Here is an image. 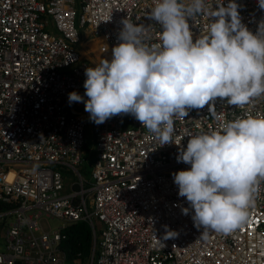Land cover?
<instances>
[{"label": "built area", "instance_id": "obj_1", "mask_svg": "<svg viewBox=\"0 0 264 264\" xmlns=\"http://www.w3.org/2000/svg\"><path fill=\"white\" fill-rule=\"evenodd\" d=\"M219 3L206 0L209 9ZM236 3L255 33L264 11L257 0ZM153 6L154 0H0V264H70L61 244L67 227L79 222L96 238L86 264H264V180L243 225L228 234L209 230L207 238L173 180L190 168L176 156L191 136L222 131L237 118H264V96L243 107L217 98L211 111L192 109L175 120L174 143L162 147L131 115L94 123L93 183L85 185L78 171L89 119L68 94L85 92V69L98 65L77 48L79 28L100 38L101 53L112 57L122 19L144 25L147 44L160 42V25L148 19ZM188 22L195 39L210 18ZM68 170L79 180L70 191ZM165 226L177 235L163 240Z\"/></svg>", "mask_w": 264, "mask_h": 264}, {"label": "clouds", "instance_id": "obj_2", "mask_svg": "<svg viewBox=\"0 0 264 264\" xmlns=\"http://www.w3.org/2000/svg\"><path fill=\"white\" fill-rule=\"evenodd\" d=\"M257 3L264 11V0ZM238 8L236 0L226 6L220 0L212 9L206 0H154L148 19L160 25V42L147 44L145 26L122 19L111 59L85 69L84 96L69 93V104L82 102L97 125L131 115L162 147L174 143L175 120L190 110L208 105L211 111L217 98L243 107L264 96V19L254 33L242 23ZM197 15H207L210 23L194 39L188 21ZM87 152L78 169L84 179ZM176 160L190 165L173 173V180L200 235L231 233L246 221L253 193L264 180V118H237L222 131L191 136ZM66 172L75 177H65L70 190V182L79 180L72 170ZM176 235L165 226L162 239Z\"/></svg>", "mask_w": 264, "mask_h": 264}, {"label": "trees", "instance_id": "obj_3", "mask_svg": "<svg viewBox=\"0 0 264 264\" xmlns=\"http://www.w3.org/2000/svg\"><path fill=\"white\" fill-rule=\"evenodd\" d=\"M65 233L66 239L61 248L69 263L86 264L94 247L92 227L86 222H79L67 227Z\"/></svg>", "mask_w": 264, "mask_h": 264}, {"label": "rangeland", "instance_id": "obj_4", "mask_svg": "<svg viewBox=\"0 0 264 264\" xmlns=\"http://www.w3.org/2000/svg\"><path fill=\"white\" fill-rule=\"evenodd\" d=\"M79 31H80V36H81V44H77V48L79 49V50H81L82 52H88L89 51V54H90V56H91V58H92V60L96 63V64H99L100 62H101V60H103L104 58H105V54H103L102 55V59L101 60H98L97 58H96V56L94 55L95 54V52L94 51H92V50H90V46H85V43L87 44V43H90V42H92V41H95V42H98V43H100L97 39H98V37H96V36H94V35H89V34H85V32H84V30L82 29V28H79ZM98 53H100V50H99V52ZM78 94H80L81 96H84V92H80V93H78ZM84 99L86 100L87 99V97H84ZM74 107H77V109H79L80 110V112H82V113H84V114H86V116L88 117V119H89V124H88V126H87V129H86V138H87V150L89 151V152H91L92 150H94L95 149V131H94V126H93V124H94V122H92L91 120H90V118H89V113H87L85 110H84V104L82 103V105L81 106H79L78 107V105H77V102H74ZM89 152H88V156H89ZM92 165H90L88 162H85V164H84V169H83V174H85V176L87 177V179H88V183L89 184H86V185H90V183H93V179H92ZM64 174H65V177H67V178H72V174L70 173V172H64ZM71 180V179H70ZM52 224H53V226H56V225H58L59 224V222L57 221V220H53L52 221ZM96 224H97V222H96ZM99 227V226H98ZM95 234H94V232H93V245H94V243H95Z\"/></svg>", "mask_w": 264, "mask_h": 264}, {"label": "crops", "instance_id": "obj_5", "mask_svg": "<svg viewBox=\"0 0 264 264\" xmlns=\"http://www.w3.org/2000/svg\"><path fill=\"white\" fill-rule=\"evenodd\" d=\"M89 44V45H88ZM85 45H88V46H90V50H92V51H94L95 52V56H96V58L98 59V60H101L102 59V56H99V45H100V43H98V42H95V41H92V42H90V43H85ZM100 53H101V51H100ZM102 54V53H101ZM87 57H91L90 56V54L89 55H86ZM98 56V57H97ZM105 59V58H104ZM88 151V150H87ZM89 152V151H88ZM88 152H87V156H88ZM86 156V159H85V162H88L90 165H92V171H93V164L95 163V159H96V154L93 152V150L91 151V152H89V156L87 157ZM91 171V172H92ZM85 176V175H84ZM74 175H72V178H68L67 180H74ZM85 179L88 181V179H87V177L85 176ZM85 184V183H84ZM70 186H71V182H70V184H69ZM68 185V188L70 187ZM86 185V184H85ZM76 188H79L80 186H78V185H76L75 186ZM70 190H71V188H69ZM69 190V191H70ZM71 264V263H70Z\"/></svg>", "mask_w": 264, "mask_h": 264}, {"label": "bare ground", "instance_id": "obj_6", "mask_svg": "<svg viewBox=\"0 0 264 264\" xmlns=\"http://www.w3.org/2000/svg\"><path fill=\"white\" fill-rule=\"evenodd\" d=\"M99 42H101V39L100 38H98L97 39ZM83 54L84 55H89V51L88 52H83ZM103 55V53L101 54V53H99V56H102ZM106 56H105V59H109L110 60V58H111V54L110 53H108V54H105ZM98 57V56H97ZM93 61V60H92ZM94 62V61H93Z\"/></svg>", "mask_w": 264, "mask_h": 264}]
</instances>
